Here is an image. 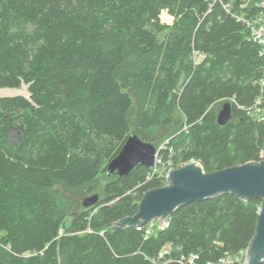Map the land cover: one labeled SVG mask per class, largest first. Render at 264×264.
Returning <instances> with one entry per match:
<instances>
[{
  "label": "trees",
  "instance_id": "1",
  "mask_svg": "<svg viewBox=\"0 0 264 264\" xmlns=\"http://www.w3.org/2000/svg\"><path fill=\"white\" fill-rule=\"evenodd\" d=\"M261 12V0H0V87L30 91L0 98V264H205L247 248L261 199L187 203L147 235L117 223L166 177L106 164L132 133L164 140L175 168L261 163L250 109L264 106V51L248 26Z\"/></svg>",
  "mask_w": 264,
  "mask_h": 264
},
{
  "label": "water",
  "instance_id": "2",
  "mask_svg": "<svg viewBox=\"0 0 264 264\" xmlns=\"http://www.w3.org/2000/svg\"><path fill=\"white\" fill-rule=\"evenodd\" d=\"M264 9V0L261 3ZM260 33L264 35V29ZM25 96L30 98L29 84L21 87H0V98ZM232 103L225 101L219 109L217 121L225 125L232 118ZM159 149L151 141L132 133L128 136L119 153L106 164L109 175L128 174L136 165L141 164L153 169ZM261 163H243L215 171H205L199 161H191L181 167H170L167 185L146 191L140 202L138 212L122 218L117 225L136 226L158 219L161 229L169 223L170 215L180 206L214 197L221 193H233L245 199L259 198L257 229L250 245L244 264H264V148ZM95 193L83 200L88 207L98 202Z\"/></svg>",
  "mask_w": 264,
  "mask_h": 264
},
{
  "label": "built area",
  "instance_id": "3",
  "mask_svg": "<svg viewBox=\"0 0 264 264\" xmlns=\"http://www.w3.org/2000/svg\"><path fill=\"white\" fill-rule=\"evenodd\" d=\"M262 2L263 0H261V3ZM248 26L250 28L252 38L258 41L259 43L263 44V51H264V35L260 33L261 29H264V12H261L260 14L250 19L248 21ZM263 84H264V77H263ZM261 103L262 101L259 100L257 105L253 109H250V112L255 114L261 121H264V106H260ZM157 156H156L155 166L152 170L154 171V173L160 176L166 177L167 173L158 171L159 168L157 166ZM170 167H173V166H170ZM168 170L169 169H167V172ZM152 221L157 222L156 229H154L151 226L153 224L151 223ZM157 229H161V227L159 225L158 219L155 218L148 222V225L146 227V234L150 235ZM246 255H247V248L242 249L238 253H235V254L226 252L223 256L219 257L217 260L215 261L207 260L205 264H244ZM195 260H197L196 256H191L190 263L194 264L193 262H195Z\"/></svg>",
  "mask_w": 264,
  "mask_h": 264
},
{
  "label": "rangeland",
  "instance_id": "4",
  "mask_svg": "<svg viewBox=\"0 0 264 264\" xmlns=\"http://www.w3.org/2000/svg\"><path fill=\"white\" fill-rule=\"evenodd\" d=\"M160 18H161V21H163V22H165V23H172L173 22V17L166 11V10H163L162 11V13H161V16H160ZM135 105H137V102H135ZM222 107V104H221V106H220V108ZM137 110V109H136ZM177 113V112H176ZM135 117H136V113L135 112H133V114H132V119H133V126H132V129H134L135 128ZM12 139L13 140H15V139H17V135H16V132H14L13 133V135H12ZM161 141V146L160 147H162L163 146V144L162 143H164V140H160ZM157 148V149H159V152L161 151V148ZM158 156H157V166H158V171L159 172H165V173H167V169H169L170 168V166H173L172 165V162H170V161H168L167 163L165 162V160H163L162 158H161V156H159V153L157 154ZM104 176L103 175H100V180H101V182L102 181H104V180H102V178H103ZM103 183V182H102ZM95 193H98L99 194V191H97V192H95ZM95 193H91V194H89V195H85L83 198H81L80 200L81 201H83L86 197H88V196H91V195H93V194H95ZM154 222H156V221H152L151 223H153L151 226L154 228V229H156L157 228V222L156 223H154ZM2 234L3 233H1L0 232V237L2 236Z\"/></svg>",
  "mask_w": 264,
  "mask_h": 264
}]
</instances>
